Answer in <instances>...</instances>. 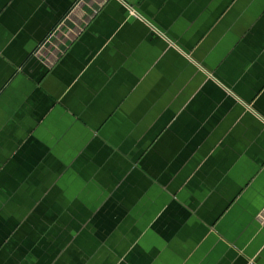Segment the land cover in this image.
I'll return each instance as SVG.
<instances>
[{"label": "crops", "instance_id": "crops-1", "mask_svg": "<svg viewBox=\"0 0 264 264\" xmlns=\"http://www.w3.org/2000/svg\"><path fill=\"white\" fill-rule=\"evenodd\" d=\"M0 264H264V0H0Z\"/></svg>", "mask_w": 264, "mask_h": 264}, {"label": "rangeland", "instance_id": "rangeland-1", "mask_svg": "<svg viewBox=\"0 0 264 264\" xmlns=\"http://www.w3.org/2000/svg\"><path fill=\"white\" fill-rule=\"evenodd\" d=\"M53 58H54V56H53ZM53 58H52V59H53Z\"/></svg>", "mask_w": 264, "mask_h": 264}]
</instances>
